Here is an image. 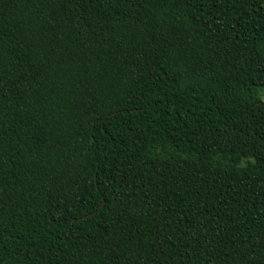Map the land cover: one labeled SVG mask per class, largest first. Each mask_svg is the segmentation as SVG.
Listing matches in <instances>:
<instances>
[{"label":"trees","instance_id":"obj_1","mask_svg":"<svg viewBox=\"0 0 264 264\" xmlns=\"http://www.w3.org/2000/svg\"><path fill=\"white\" fill-rule=\"evenodd\" d=\"M259 88L264 0H0V264H264Z\"/></svg>","mask_w":264,"mask_h":264},{"label":"rangeland","instance_id":"obj_2","mask_svg":"<svg viewBox=\"0 0 264 264\" xmlns=\"http://www.w3.org/2000/svg\"><path fill=\"white\" fill-rule=\"evenodd\" d=\"M240 81H241L240 78H238V79L233 83V84H235V85H232V86H237V85L240 86V87L244 86L245 83L240 84ZM258 91L260 92V95H261L260 97H261L262 100L264 101V88H259ZM247 162H248V161L245 160V161H244V165H246Z\"/></svg>","mask_w":264,"mask_h":264}]
</instances>
